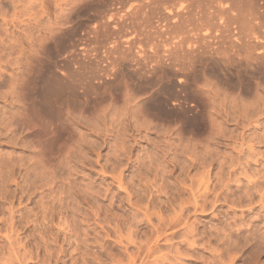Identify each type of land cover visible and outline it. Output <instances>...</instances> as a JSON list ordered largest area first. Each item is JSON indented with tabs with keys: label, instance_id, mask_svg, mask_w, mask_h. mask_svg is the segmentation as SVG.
Wrapping results in <instances>:
<instances>
[{
	"label": "rangeland",
	"instance_id": "374dc122",
	"mask_svg": "<svg viewBox=\"0 0 264 264\" xmlns=\"http://www.w3.org/2000/svg\"><path fill=\"white\" fill-rule=\"evenodd\" d=\"M43 1L0 0V264H264V175L252 194L246 180L224 194L213 181L209 202L197 181L205 163L224 177L241 137L254 149L243 161L264 173V68L242 69V88L209 74L182 82L171 32L185 0ZM149 1L136 33L100 43L99 23ZM97 75L113 88L84 99L80 83Z\"/></svg>",
	"mask_w": 264,
	"mask_h": 264
},
{
	"label": "bare ground",
	"instance_id": "6f19581e",
	"mask_svg": "<svg viewBox=\"0 0 264 264\" xmlns=\"http://www.w3.org/2000/svg\"><path fill=\"white\" fill-rule=\"evenodd\" d=\"M120 1H122V0H120ZM125 1L126 0H123L124 3H128L127 2L128 0L126 2ZM132 1H134V0H132ZM259 1H260V3H258V0H185V2H187L186 5L182 6L180 4V8H182V9L180 10V8L178 7L179 9H176L175 13L173 12L174 13L173 17H174V19L175 18L177 19L176 20L177 22L172 24V32L171 33L175 34V38L177 40L174 43V46H172V48H174L173 53H175V56L171 57L172 58L171 62H173V64L175 66H177V73L181 77L182 82H185L186 84H188L187 82H190L193 84L196 81L197 76L209 74L211 77H213L216 80V82L218 84H221L224 86H231L233 83L237 88H242L243 81L241 79V76H240L241 73L240 72L244 71L245 73H248V71L253 72L254 70L256 71V70H259L260 68L261 69L264 68V0H259ZM43 2L45 3L46 0ZM149 2L150 3H146V4L141 3V5H137V6L135 5L136 7L130 6V12H128L129 9L126 8V6L120 5L123 7V9H124V7H125V9H127V10L124 9L125 13L121 12L122 14H120L119 11H116L120 15V16H118V15L116 16L115 14H118V13L112 12L110 14V16H108L109 18H107L108 19L107 22L102 21V23H99V26L101 27V29H103V33L101 34L102 35L101 36L102 42H100V43L107 42L111 38L114 39V41H112V42H116L115 41L116 38L127 34V31L129 32L130 29H131V31L136 33L135 31H137V29H136L137 26L138 25L144 26L147 23V19H148L149 15L153 11V7L151 6V1H149ZM138 15L141 16L139 18L140 19L139 22L135 21V18ZM115 16H116V18L119 17L117 19H120V17H121L122 20L121 19L117 20L115 18ZM114 19H116L117 21H115ZM137 19H138V17H137ZM135 22H136V25H135ZM110 24H112V27L114 29L111 32L108 29ZM94 25H93V28L91 29L90 33H93V34H95L96 37H99L98 35H99L100 29L94 28ZM141 27H140V29L142 30ZM101 31L102 30H100V32ZM138 31H140V30H138ZM133 32H131V33L133 34ZM140 35H141V33H140ZM96 43H98V42H96ZM131 43H133V42H131ZM131 43H130V45H134ZM111 52L112 51H110V53ZM169 53H170V55L173 56L172 52H169ZM121 62L122 61L120 58H115L111 62V65L117 67L118 65H120ZM85 64H87V63H85ZM85 64H82L81 69L84 68L87 70L88 66ZM79 65L81 66V64H79ZM214 65L217 66L218 71L216 70V68H214ZM242 69H243V71H241ZM231 70L232 71L236 70V72L234 74L235 83L233 82V79H232L233 73L231 72ZM87 72H90V71H87ZM91 72H93V71H91ZM111 72H113V71L111 70ZM94 74H93V76H94ZM119 74H121V73L120 72H114V73L110 74V77H108V78L110 79L112 77L113 80H117L119 78V76H118ZM105 75L108 76L107 73ZM121 75H123V74H121ZM89 76H91V75H89ZM104 76H103V78L101 76L99 78L98 75H97V77L96 76L94 77V78H97L100 80L103 79V81L100 82L101 84L97 85V86H94L95 84L92 85L93 83L90 84L86 81V80H88V79H86L88 76L84 77L85 79L82 81V83H80L81 87L83 86L82 88L84 89L83 90L84 91L83 97L90 93V94L94 95L93 99L96 102H97L98 98L102 100L103 96L106 95L107 91L109 92V90H111V88H113L111 85L112 81L108 80L107 77L104 78ZM139 79L140 78H138V80ZM90 80H91V78H90ZM90 80H89V82H90ZM117 84H119V83H117ZM186 88H187V85L182 86L183 90H186ZM102 89H103V91H100ZM105 91H106V93H105ZM104 93H105V95H104ZM198 95H199V93L196 92L195 96L193 97V100H192V102L196 101L195 107L199 106V104H198L199 101L196 99V97ZM84 99H86V97H84ZM87 99H88V97H87ZM99 99H98V102L101 101ZM197 109H200V108H197ZM200 111H201V109H200ZM201 112H203V111H201ZM196 113H198V112H196ZM209 113H210V111H209ZM209 113L207 116L208 119L211 118ZM183 117H185V116H182L180 118L183 120V122L181 121V123H184V121L187 120L186 117L185 118H183ZM191 118H192V116H191ZM203 118H206V117L203 116V113L202 114L199 113V114L193 116L192 121H196L195 122L196 126H198L199 123L202 122ZM204 120H206V119H204ZM198 121H199V123L197 124ZM213 123H214V121H213ZM213 123H211L212 125H210V126H214ZM193 125L195 126V124H193ZM202 126H203V124H202ZM47 127H48V125H47ZM53 129H50V130H53ZM211 137H213V136H211ZM233 144L234 145L232 147V152H233L234 156H231L230 154L228 155L229 156L228 158L226 156H224L226 158V160H228V163L226 164L227 167H226L224 177H222L223 175H220V174L224 173V171L221 170L223 168L222 166L224 164L220 165V167H222V168L217 169L216 170L217 172L213 173L214 175L211 174V170H212L211 168H210L211 170H208V167H206L207 169L205 168V164H207V163L203 164L204 165L203 167L206 170L203 169V167H202V169L204 171L202 169H199L200 172L203 173V175L202 174L198 175L197 174L198 172L195 171L196 174L198 175V177L199 176L201 177L200 180H197V181H199V184L197 183L199 185L198 188L201 189V191H202L201 192L199 190L201 192V194L197 191L200 194L198 196V198H200V196H202L203 199L206 198L205 202L206 201L209 202V198H207L209 195L207 194L208 192H206V191L210 190V186L213 185V181L218 180L217 182L219 184V190H221V193H222L224 188L230 189V185H228V182H230L232 179H233L234 183H237V184L241 180H243V182L246 180L245 181L246 183L243 184L244 188L246 187V190H248L251 187L250 190L251 189L254 190V188L257 186V184L259 182H261L260 179L262 180V178H263V175H264L263 172H262V174H260L259 171H256L255 169L250 170L249 162L246 160L247 158H248V160H250L249 159L250 155L246 156V157L244 155L245 148L247 150V153L251 152V154H252V152L254 151L253 146L251 144L248 146H245V142H244V139H242V137L239 138V142H236ZM197 149L199 150V148H197ZM201 149H203V148H201ZM204 150H206V149H204ZM202 153L203 152H201V156L203 155ZM254 155H256V153ZM222 157H223V155H222ZM225 158H223V159L225 160ZM243 158H246L245 159L246 161H243ZM202 159L206 160L205 158H203V156H202ZM220 160L217 163L221 164V161H223V160H221V161ZM202 163H204V162L202 161ZM225 163H226V161H225ZM247 166H248V168H247ZM220 170H221V172H220ZM216 173L219 176H217ZM196 174H194V176ZM241 176L243 179L241 178ZM194 178L195 177H193V180H194ZM196 179H198V178H196ZM193 180L191 179V181H193ZM217 182H215V185H213V188L215 186H218ZM243 182H241V183H243ZM263 182H264V180H263ZM263 182H261V184ZM259 184H258V187L260 186ZM239 187H238V190H239ZM263 187H264V184H263L262 188ZM198 188H195V189H198ZM191 189H193V187ZM246 190H244V191H246ZM250 190H248V191H250ZM256 190H257V188H256ZM260 190L261 189L259 187V190H257V191L261 192L262 190L261 191ZM192 191L196 192L194 189ZM227 191H229V190H227ZM230 192H232V191H230ZM224 193L225 192H223L222 194H224ZM249 193L252 194L251 191ZM261 193H264V192H261ZM194 194L197 195V193H194ZM194 194H191V192H190L189 195H192L193 202H196L195 204H197L201 200H199L198 198L196 199V196H194ZM206 194H207V196H206ZM245 194H248V193H245ZM259 194L260 193H258V195ZM227 195H229V193ZM221 196H224V195H221V194L214 195V197H213L214 201L212 200L213 201L212 203L215 205ZM243 196H244V194H243ZM187 197L189 198V196H187ZM192 197L190 196L189 199H191ZM226 197H225V202L227 201L226 199L228 198V197L227 198ZM262 197H264V196H261V198ZM249 198H251V197H249ZM189 199H187V200H189ZM223 199H224V197H223ZM187 202H189V201H187ZM193 202L190 203L192 207L194 206ZM220 202H221V200H220ZM201 203H203V202H201ZM212 203L210 202L208 204L213 205ZM237 203L238 204L235 203V205H239L238 201H237ZM184 204H186V203H183V205ZM208 204H205V206L206 205L208 206ZM233 204H231V205L233 206ZM183 205H181V206L179 205V206L182 207ZM201 207H202V209L205 208L203 205ZM218 207H219V205H218ZM193 209H194L193 211L197 210L195 208H193ZM181 210H185V208H183ZM181 210H179L178 212H180ZM146 211L147 210H145V212ZM138 212H140V211H138ZM183 212H185V211H183ZM195 212H197V211H195ZM147 213H144V214L146 215ZM175 214L177 215L178 213L175 211ZM179 214H182V213H179ZM142 215H143V212H142ZM173 215H174V213H173ZM176 215L174 216V218L177 217V219H174V218L169 219L168 222L170 223L171 222L170 220H176L177 221L179 218L183 217V215H179V216H176ZM148 217H151V216H148ZM182 221H184V220L181 219L179 222H182ZM173 224L175 225V223H173ZM177 224H179V225H177L179 227L180 223H178V221H177ZM186 224L187 223L185 222V225ZM172 225H171V228H173ZM155 226H157V225H155ZM184 226H183V228H184ZM164 229L165 228L160 229V231L162 230L161 233L164 231ZM155 231H153V232L155 233ZM171 231H173V229ZM187 232L189 234L190 230H187ZM165 233H163V234H164V238L166 239L167 237L165 236ZM183 233H181V234H183ZM166 235H168V233ZM172 236H173V234H172ZM160 237H163V236H160ZM160 237H156L155 239L158 240V239H160ZM154 245H155V243H154ZM152 253H148V254H151V256H152ZM150 257H149V259H150ZM153 261H154V259H153Z\"/></svg>",
	"mask_w": 264,
	"mask_h": 264
}]
</instances>
